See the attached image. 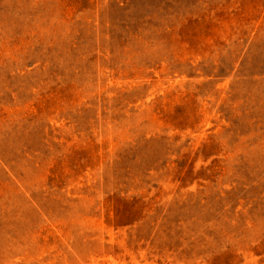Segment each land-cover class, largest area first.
Masks as SVG:
<instances>
[{"label": "rangeland", "instance_id": "374dc122", "mask_svg": "<svg viewBox=\"0 0 264 264\" xmlns=\"http://www.w3.org/2000/svg\"><path fill=\"white\" fill-rule=\"evenodd\" d=\"M0 264H264V0H0Z\"/></svg>", "mask_w": 264, "mask_h": 264}]
</instances>
